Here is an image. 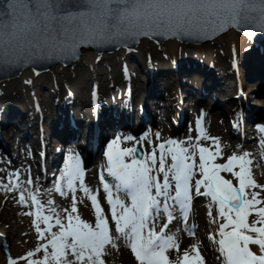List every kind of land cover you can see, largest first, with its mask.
I'll return each instance as SVG.
<instances>
[{
	"label": "snow or ice",
	"instance_id": "6c2138e0",
	"mask_svg": "<svg viewBox=\"0 0 264 264\" xmlns=\"http://www.w3.org/2000/svg\"><path fill=\"white\" fill-rule=\"evenodd\" d=\"M225 27L243 30L249 36L256 32L264 33V0H0V48L5 55L29 50L27 57L18 56L17 59L43 58L40 41H55L54 50L63 53L74 51L80 43H119L140 33L160 32L192 37ZM33 48L35 52L31 51ZM51 54L49 51L48 55ZM196 131V139L200 140L199 120ZM261 131L264 132V128ZM124 140L131 141L133 137L126 136ZM120 143V138L116 137L108 144L105 153V167L112 183L104 176L100 177V183L106 194L115 232L128 242L138 264H205L196 245L191 248L195 255L184 250L181 256L173 236L164 235L167 225L157 232L149 224L150 219L155 220L153 211L160 212V197L172 201L186 218L190 182L197 170L200 178L195 179L196 193L201 194L203 187V195L215 202L218 217L223 221L218 225L220 238L215 241L222 257L221 264H264V206H261L264 200L260 199V192L251 191L256 188L264 191V186L255 182L249 167L251 161L245 158L247 154H233L226 163L217 164L213 161L220 153L218 145L213 153L197 144L189 154V148L169 139L156 146L159 149L157 161L154 152L145 159H137L131 155L135 148H121ZM197 152L198 165L194 161ZM130 156L126 161L125 158ZM166 157L171 159L168 165ZM236 168L239 170L235 171ZM221 172L231 173L238 182L237 186L224 179ZM159 174L163 176V183L158 179ZM61 180H66L67 189L73 193L76 191L75 181L79 180L80 189L85 194L90 193L84 185L79 162L74 157L69 158ZM27 183L31 184V179ZM19 184V173H13L3 187L5 191L15 192ZM173 186L174 195L170 192ZM56 191L63 195L59 183ZM121 192L128 202L121 198ZM31 200L36 212L26 215H35V230L40 239H47V242L21 258L26 264H105L102 259L105 246L116 245L97 195H90L95 209V226L84 222L79 215L73 216L78 211L75 195L71 211L65 210L67 223L59 218L54 208L52 215L42 214L43 205L35 195ZM19 202H26L24 191H20ZM48 203L51 205L54 201ZM163 212L171 221L173 217L167 203ZM253 215L256 218L249 222ZM41 223L47 227L42 229ZM54 227L59 231H53ZM46 233L50 234L47 238ZM249 245L258 246V254L250 250ZM173 249L177 254L174 260L167 254ZM41 251L43 258L35 259ZM9 264H19V261L12 259Z\"/></svg>",
	"mask_w": 264,
	"mask_h": 264
},
{
	"label": "bare ground",
	"instance_id": "6f19581e",
	"mask_svg": "<svg viewBox=\"0 0 264 264\" xmlns=\"http://www.w3.org/2000/svg\"><path fill=\"white\" fill-rule=\"evenodd\" d=\"M240 39H241V37L239 35H237L233 31L227 32L222 37V41L225 44V48L227 49L228 54L232 55V53L235 51V48L238 49L239 43H240ZM175 45L176 44L173 41H168V42H166L164 44L165 48L167 49V51H168V53L170 55V58L175 57V50H176ZM83 59L86 60V61H90L91 57L88 54H85V55H83ZM221 62H222V59H218V63L217 64L218 65H222L223 63H221ZM247 62H248V64H246L247 65L246 74L248 75L247 81L244 82V80L242 78V71L243 70L239 68V72H238V76L236 78L235 85L237 86L239 83H241L242 85L245 86V91L248 90V92H249V93H246L247 96H251L253 94L257 96L258 95L257 90L250 89V87L253 84H256V85L261 84L260 83L261 79H264V50L259 52V53L258 52L252 53L251 56L247 59ZM159 67L161 68V69H159V74H158L159 76L155 78V83H150V86H149V89L151 87V93H147L146 94V96H147V103L146 104L148 106H149V104H153V106H155L156 108H159L160 104H161V97L159 98V97L156 96L157 88L160 87V89H162L163 91H170L172 88H176V85L178 83L177 77L180 75L179 74L180 73L179 70H175V69H173L171 71L163 70V69L169 67L168 63H160ZM200 71H202V70H200ZM199 72H197L198 75L200 74ZM116 75H118V74H116ZM24 78H26V79L31 78L30 73H29L28 70H25V71L22 72L21 79H24ZM196 78H197L196 74H193V82L198 84L196 82ZM141 86H142L141 82L136 83V85H135L136 93H138V90L141 89ZM19 87L21 89H24V87L22 86V83H20V82H19ZM228 88H230V83L226 82V78L223 75H221V77H219V76L218 77H216V76L214 77L213 76V80H212L211 86L207 87V88L205 87L206 94H208V95H205V96H206V98H209V99L211 98V100H213L212 97H214V96H216V97L218 96L219 98L222 99V98H224V96H227L226 89H228ZM144 93H146V91H144ZM241 93H242V91H241ZM236 95H237V91H236L235 96ZM78 96L79 95H78L77 91H74L73 89L72 90H68V91L66 90V95H65L66 98L75 97L77 99ZM27 98H28V101H29V104L27 106L28 107H32V104L30 103V102H32L31 99H29V97H27ZM27 98L19 99V103H20L21 107L24 109V111H30L25 106L26 103H27ZM132 98L136 99V96L133 94ZM4 100H5L4 98H0V104H3ZM252 100H254V101L250 100V103L248 102L246 104V109L243 112V115L249 114V111H248L247 108H249L251 110V108L254 107V109L257 111L261 106H264V97L261 98V99L255 98V99H252ZM216 101H217V99H216ZM183 102H184V105H186L188 101H187L186 98H184ZM217 102L220 103L221 101H219V99H218ZM233 104L235 106L237 104V100H235V101L231 100L229 106H231ZM20 105L19 104H14L13 107H11L9 109V111H7V110L4 111L5 108L2 109V111L0 112V126L1 127L5 126V125H13V122H17L18 118L16 116V113L22 112V110L21 109H17L16 111H14L15 110L14 107H19ZM211 105H212L211 106L212 114L210 115V117H212L213 115H216V117H214V119H216L217 117H219V115H220L219 113H221L222 110L220 111L219 104H217V105L211 104ZM74 106H75V103H72L71 108H72L73 111L75 110ZM26 109H28V110H26ZM31 109H34V108L32 107ZM32 112H34V111L32 110ZM49 112L51 114V117L49 115L44 114V112H42L40 114H37V112L33 113V115H34V117L36 119H37V115H38L39 118H40V115H41V118H40L41 124L38 127V132H37V135H35V137H37V139H40L41 142L44 141L46 143V146L45 145L44 146H40L41 154L43 155V157H46V158L49 155H54L53 151L44 150V149L48 148V145H51V146L56 145V143H57L56 141H58V144H59L62 141L70 138L72 135H77L78 133H81V134H79L78 138L83 137L82 134H84V135L87 134L85 131L82 130V127H81V125H79L78 119H76V117L73 120V122L76 124V127H74V129H71V131L66 132L67 130L64 131L62 129V127L56 125V124H58V122L60 120L57 121V123L55 124V120L58 119L59 112H61V111H59L57 109L55 111V110L52 109ZM10 115L14 116L13 120H11V119H9L7 117V116H10ZM26 116L31 118L28 114H26ZM48 116L50 117V124H48V123L45 124ZM188 117H189V115H188ZM150 118H153V114H150ZM237 118H239V117L237 116ZM214 119L212 118V124L216 127L217 131H219V127L216 124L213 123L215 121ZM31 120L33 121V124L36 125L37 120L34 121L33 118H31ZM63 121H62V123H63ZM65 121L67 123H69V121L67 119H65ZM246 131H247V127L245 126L244 133H246ZM254 177H255V180H256L255 182L256 183H258L260 186H264V183H262V182H264L263 175L261 176L260 174L256 173V175H254ZM214 218H215V222H214L215 230L214 231H209L208 235H207L209 239H210V237L214 238V239H210L212 244H216L215 241H218L219 238H220L219 235H218V222L222 221V219L219 218L217 214L212 215V219H214ZM196 219H197V223H198L199 226L200 225L202 226L204 224V221H203V219H202V217L200 215H196ZM15 238H16V236L13 239L14 242L16 241ZM250 246H253V245H250ZM215 247L218 249V243H217V246H215ZM251 250L255 252V248H251ZM199 251H200L203 259H205V264H215L213 256L211 257V259L213 261L212 262L210 257L204 256V253L200 249H199ZM190 253L192 255H195V253H192V252H190Z\"/></svg>",
	"mask_w": 264,
	"mask_h": 264
},
{
	"label": "rangeland",
	"instance_id": "374dc122",
	"mask_svg": "<svg viewBox=\"0 0 264 264\" xmlns=\"http://www.w3.org/2000/svg\"><path fill=\"white\" fill-rule=\"evenodd\" d=\"M244 43H245L244 40L240 42L239 49H240V47H241V49L243 48ZM180 46H182V45L181 44H179V46L177 45V47H180ZM206 46L207 47H204V48H206V49L210 48L212 50L213 49L216 50V52H215L216 57H219V58L223 59L224 61H226L225 59L228 58V52H227V49L225 48V44L222 41V38H219L216 41H213L212 43H209ZM140 50H141V54H143L144 48L142 47V48H140ZM150 52L155 55V58L157 60H164L162 58L164 56L160 55L161 52L158 51L157 47L150 46ZM138 56H141V55H138ZM109 59H110V62H108V64L105 63L102 65V62L98 63L97 64V70L101 71V72L102 71L105 72L106 70H108L107 68H108L109 64H110V66H109L110 69L111 68L117 69L118 62L112 61V59L116 60V58L114 56H111V57L109 56ZM84 62L85 61L82 60L80 62L73 63V66L70 65L69 67L62 69L61 72L65 74L64 77L68 78L69 81H73L74 83H77L79 80L82 82V84L84 82L83 85H85L87 82V79L89 78V73H88L87 67L85 66ZM164 62L166 63L167 61L164 60ZM132 65L137 67L136 64H132ZM40 75H41L40 76L41 82H39L38 85L44 86L45 83L49 82L50 73H43ZM17 83H18V80L13 79L11 81H8L7 83H0V87H2V86L4 87V85H5V88L7 89L8 88L7 86L12 85V88L8 89V90H10V92H12V91L16 90ZM82 84H81V87H82ZM38 92H39L40 96L42 98H44V94H46L49 91H48V89L45 90L44 87H40L38 89ZM255 98H256V96H255ZM165 124L169 126V122L167 120H166ZM148 145H149V143H148ZM256 153H257V156H262L263 150H261L259 148ZM6 162H7V159H4V163H0V174L1 173L5 174V175L9 174L8 170L11 169L12 166L7 165ZM262 162L264 163V159ZM89 175H92V174H89ZM93 179H94L93 176L91 178L86 179V176L83 175L84 185L86 186L88 184V189L90 190L89 194L90 195L94 194V195L98 196V201H99L101 207L104 209V215L108 218V221H109L110 236H112L113 242L116 245V247H113L112 244L106 245L102 259H104L105 264H138V262L133 260L131 257V254H130L129 249H128V242L126 240H124L118 233L115 232V224L111 220V214L109 212H107L105 209L103 197L94 188ZM59 181H58V183H59ZM59 184L61 185V188H64V189H62V192L66 191L68 193V195H67V197L66 196L63 197V199L61 200V203L59 201H57L58 208L67 216V213L65 212V210L67 209L68 212L71 211V208L73 206V195H75V198H77V199L80 197V202H82V201H86L85 193L83 192L82 189H80L79 180L75 181V188H76L75 193L68 191L66 189V187H67L66 180H61V182ZM63 195H66V194H64V192H63ZM87 202H88L89 209L86 213V210L84 209V205L80 204V206H79L77 203V200H76V207L78 209L76 214L79 215L80 218L84 222L95 226V209L93 208V206L91 204L90 198L88 199ZM4 206H7V205H4ZM6 208H8V206ZM6 208L1 209L2 216H5L4 211L6 210ZM81 210L83 211V213H86V214H82L80 212ZM5 217L8 219V222L12 223V225H15V226H17L18 224L22 225L21 230H19V233L17 234L18 237L20 238V243L16 244L14 248L11 247V249H14V254H20V253H23L28 248L29 249L33 248L37 243V240L35 239V238H37V234L36 233L31 234L30 233V230H29L30 224L28 223L27 218L20 216V218L17 217V218L13 219V215L12 216L9 215L8 217L5 216ZM60 218L63 219V221L65 220L64 216H61ZM64 223H67V220ZM202 230H205V228L199 229V231H202ZM53 231H59L58 227H54ZM168 234L169 233L167 231L166 235H168ZM32 236L35 238L33 239ZM177 244L180 246L179 242ZM175 254H176V251L174 249L168 253L169 256H172ZM43 255H44V253L42 251L39 252L38 258L42 259ZM70 259H74V258L70 257ZM2 262H3V259H1L0 264H2Z\"/></svg>",
	"mask_w": 264,
	"mask_h": 264
}]
</instances>
